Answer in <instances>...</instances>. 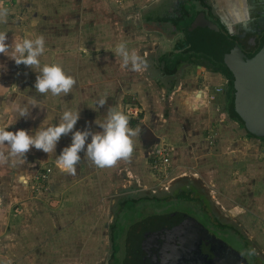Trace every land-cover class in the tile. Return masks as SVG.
<instances>
[{
	"label": "crops",
	"instance_id": "1",
	"mask_svg": "<svg viewBox=\"0 0 264 264\" xmlns=\"http://www.w3.org/2000/svg\"><path fill=\"white\" fill-rule=\"evenodd\" d=\"M180 1L0 0V6L10 9L7 23L0 24V31L7 32L6 42L12 43L15 36L19 40L43 35L45 53L40 57L41 65L59 63L77 81L68 95L39 94L34 87L38 73L23 64L17 66L13 60L0 54V125L8 127V131L23 129L34 134L45 119L53 124L58 123L63 110L73 109L80 111V119L73 131H102L98 124L105 120L108 108L114 106L124 112L126 99L133 98L145 108V121L129 124V127L136 129L139 126L142 139L154 140L156 128L147 125L153 122V109L160 105L157 99L161 92L176 98L181 104L186 102L187 106L183 104L185 108H195V114L204 123L206 120L203 116L213 119L212 116L216 115L224 120L221 115L226 101L227 78L222 72L210 69L205 62H189L187 59L178 65L174 73L165 71V55L180 49L178 44L184 39L182 31L172 19L178 14ZM198 2L237 42L243 36L253 34L252 28L264 22V0ZM255 34L258 42L264 35V28ZM121 42L126 43L129 52L135 50L146 61L141 71L133 70L131 64L123 65L122 57L116 52ZM189 94L194 95L197 106L193 99L187 102L185 97ZM101 97L107 99L103 107L96 103ZM32 98L43 108H31L29 117L18 118L17 108L28 106ZM246 133L237 138L235 136L233 143L222 154L230 159L226 166L233 159L235 168L245 171L242 175L251 179L249 186L244 183L245 186L239 188V195L248 194L251 187L258 185H253V177L260 179L264 168V149L260 145L254 146V138L257 137ZM71 136V133L62 135L51 154L31 148L22 166L0 163V264L7 260L6 251L9 250L17 257V262H35L36 251L33 248L39 230L32 219L37 210L34 192L30 190L33 164L53 165L51 179L57 180L58 177V184L70 195L87 196L88 206L92 209V204L100 201V187H108L116 181L121 183L122 188L128 185L121 180H126L128 171L135 169V158L139 155L136 150H144L146 155L149 151L147 145L143 147L142 141L136 139L137 136L133 137L134 151L128 161L121 160L113 167L99 168L82 151L74 175L61 169L57 173L59 167L56 158L64 147L71 144ZM90 142L91 137L86 144ZM0 150L6 152L8 146H0ZM245 164L247 169L243 170ZM81 187L86 189L80 190ZM247 215L242 216L246 221ZM224 223L236 227L232 222ZM237 230L249 242L264 243V237L258 230H252L250 234L249 230L245 232L249 236L241 228L237 227ZM6 237L11 239L5 240Z\"/></svg>",
	"mask_w": 264,
	"mask_h": 264
},
{
	"label": "rangeland",
	"instance_id": "2",
	"mask_svg": "<svg viewBox=\"0 0 264 264\" xmlns=\"http://www.w3.org/2000/svg\"><path fill=\"white\" fill-rule=\"evenodd\" d=\"M158 97L160 105L153 109V122L147 125L156 128V138L144 140L139 135L136 139L142 141L143 147L147 145L150 152L161 143L171 146L172 152L168 167L160 171L155 170L150 164L149 151L146 155L144 150H136L139 155L135 158V169L128 171L126 180L125 178L121 180L128 184L125 185L127 189L123 190L125 188H122L118 181L108 187H100V201L99 203L95 201L91 209L88 206L87 196L70 195L58 184V177L57 180L55 178L52 180L53 165L45 164L51 168L46 180H43L35 191L30 186V190L34 192L35 206L37 205L35 217L32 219L39 230L35 236L36 243L33 248L36 251L34 252L35 262L30 264H109L113 256L109 227L116 214L120 215L118 223L120 227H125L141 216L149 214L148 211H154L156 207L184 208L186 206L185 210H194L177 200V197L184 192L179 193L172 190L170 193V189H164V186H172L174 181H178L182 176H194L195 182L202 188V191L208 197L210 196L213 202L212 208L217 214L216 216L213 214L214 221L232 222L236 224V229L239 227L244 233L249 230L250 234L252 230H258L264 237V168L260 179L253 177V185H258L251 187L248 194L239 195V188H243L241 186L245 184L249 186L251 179L242 175L245 171L241 172L235 168L236 164L233 159L230 165L226 166L230 159L222 155L227 146L233 143L235 136L237 138L246 133L244 127L225 109L222 110L221 115L224 120L216 115L212 116L213 119L203 116L206 120L204 123L195 114V108H185L186 102L181 104L176 98L165 95L164 92L159 93ZM185 98L187 102H191L192 99L195 102L192 94ZM126 100L124 112L129 119L135 118L138 122L145 121L143 119L145 108L133 98ZM135 108H138L136 116L128 111ZM254 143V146L260 145L264 149L263 139L254 138ZM206 148H208L207 151ZM201 157L202 159H198ZM242 169H247L246 164ZM56 170L59 173L60 168ZM119 175L123 177L121 173ZM82 189L86 188L81 187L80 190ZM128 192L140 198L144 196L152 198L155 197L153 194H157L164 197L168 205L165 202L159 205L153 200H147L148 202L144 200L132 209L121 211L118 200ZM185 193L189 195V192L185 191ZM173 200L178 202L170 204ZM56 213L59 216H56ZM195 213L205 222L207 221L200 212L195 211ZM245 214L249 215H247V221L242 217ZM218 231L227 240L226 242L240 254L249 255L245 244L237 234L229 233L228 230L225 233L220 229ZM124 232L120 231L119 239H124ZM4 239L10 240L11 237ZM248 244L254 249V254L263 258L261 260L255 257V260H251L252 263L264 264V243L250 241ZM10 251H6L8 258L4 264H22V262H17V257L13 256ZM121 259L122 253L113 262L117 264V261L120 262Z\"/></svg>",
	"mask_w": 264,
	"mask_h": 264
},
{
	"label": "clouds",
	"instance_id": "3",
	"mask_svg": "<svg viewBox=\"0 0 264 264\" xmlns=\"http://www.w3.org/2000/svg\"><path fill=\"white\" fill-rule=\"evenodd\" d=\"M9 14L8 7L0 6V24L7 23ZM7 39V32L0 31V54L13 60L17 66L23 64L38 73L34 84L37 93L60 96L71 92L77 81L65 72L61 64L53 62L41 65L40 57L45 53L43 35L35 39L14 38L11 44L6 42ZM116 52L122 57L124 66L131 64L135 71H141L142 66H146V61L135 50L129 52L124 42L117 45ZM96 103L103 107L107 99L101 97ZM37 106L43 108V105L32 98L28 106L17 108L18 118L29 117L31 108ZM79 119V110H63L58 123L53 124L51 120L45 119L34 134L23 129L8 131V127L0 125V146H8L6 152L0 150V163L11 164L13 167L22 166L26 162V153L33 147L51 154L62 135L69 133L72 134L71 144L64 147L56 158L57 166L69 174H75L76 165L81 160L79 153L82 151L99 168L113 167L121 160L131 159L134 151L133 137L139 136L142 130L139 126L136 129L129 127V116L125 112L110 106L105 120L98 124L102 131L96 132L89 129L73 131ZM89 137L91 142L86 144Z\"/></svg>",
	"mask_w": 264,
	"mask_h": 264
},
{
	"label": "water",
	"instance_id": "4",
	"mask_svg": "<svg viewBox=\"0 0 264 264\" xmlns=\"http://www.w3.org/2000/svg\"><path fill=\"white\" fill-rule=\"evenodd\" d=\"M188 32L190 38L187 44H191L193 50L209 55L227 67L233 82V93L229 102L230 112L242 122L244 129L252 136L264 137V36L260 39L257 48L246 52L217 23L208 18L196 19L188 28ZM191 220L192 225L187 228L196 234L195 238L193 234L189 235L188 239L185 237L186 234L181 232V229L186 225L181 222L163 239V247L168 248V244L173 243V247L178 249L176 252L178 254L174 255L175 260L172 262L183 261L185 243L195 241L198 236L209 235L199 221L192 218ZM209 238L215 244L216 256L212 264H249L242 254L222 239L213 236ZM151 250L153 254L137 259L126 256L124 264L158 262L159 256L154 254H159L161 251L154 244ZM177 258L179 259L176 260ZM192 262L188 264H202Z\"/></svg>",
	"mask_w": 264,
	"mask_h": 264
},
{
	"label": "trees",
	"instance_id": "5",
	"mask_svg": "<svg viewBox=\"0 0 264 264\" xmlns=\"http://www.w3.org/2000/svg\"><path fill=\"white\" fill-rule=\"evenodd\" d=\"M198 0H181L179 5L178 14L173 16V21L176 24L177 28H179L183 35L184 39L183 42L178 44V47L180 49L176 51L168 52L165 55L164 61H165V71L169 74L174 73L178 67V65L183 63L184 59H187L189 62H198L203 63L204 59L206 60L205 63L207 67H209L212 70H217L222 72L226 78H227V88L225 92V106L224 109L228 112V114L238 121V123L244 127L242 122H240L229 110V102L232 97L233 93V82L230 76V73L227 69V67L222 63L214 58H212L209 55H206L202 52L195 51L192 49L191 44H187V41L190 38V33L188 32V28L192 25V23L199 18H208L212 20L213 22L217 23L220 26V23L217 19H213L205 10L203 5L198 4ZM262 35L260 39L263 37ZM16 40H17V36ZM19 37V36H18ZM257 42L256 47H258V44L260 42ZM10 41V40H9ZM8 43V42H7ZM11 44V43H9ZM254 48V49H255ZM138 121L135 118L129 119V124L134 125ZM247 132V131H246ZM248 135L252 136L249 132H247ZM264 140V137H259ZM40 164L36 163L33 164L32 170L30 174H34L36 170L40 167ZM32 191V190H31ZM181 195V194H180ZM182 195H184L182 193ZM186 195V194H185ZM187 196V195H186ZM148 202L147 200H153L155 201V197H135L133 195H127L124 196L120 201V210L123 209H132L133 206H135L137 203L140 204V201ZM161 200V199H159ZM158 200V201H159ZM175 201V200H174ZM142 203V202H141ZM159 203V202H158ZM169 203V202H168ZM166 205H168L165 202ZM171 204V203H170ZM161 205V203H159ZM167 208H159L156 207L153 209L154 211H148L149 214L141 216L138 220L131 222L130 224L126 225L125 227H120V224H118L120 221V215L118 214L111 226V238H112V245L114 248V258L117 259L121 253L124 255L123 260L126 256H130L131 259H137L139 257H144L148 254H153L151 248L152 245H157L159 251L161 250V247H163V239L164 237L168 236L175 226L178 224L177 222V216L181 217L178 213V211H167ZM120 211V212H121ZM181 219V218H180ZM180 221V220H179ZM217 225L224 227L225 229H231L234 228L235 232L239 234V237H243L242 233L239 232L232 224L230 223H224L217 221ZM120 231L124 232V239L120 238ZM243 239V238H242ZM122 242V244H121ZM243 244H245L246 250L249 253L248 256H244L246 260L248 261V258L253 260L255 257L261 258L260 256L254 254V249L248 244L249 240L244 239ZM122 255V256H123ZM117 256V257H116ZM260 260V261H261ZM121 262V260H120ZM249 263V261H248Z\"/></svg>",
	"mask_w": 264,
	"mask_h": 264
},
{
	"label": "flooded vegetation",
	"instance_id": "6",
	"mask_svg": "<svg viewBox=\"0 0 264 264\" xmlns=\"http://www.w3.org/2000/svg\"><path fill=\"white\" fill-rule=\"evenodd\" d=\"M259 24L260 25L257 28H255V27L252 28L253 34L245 35L242 38H240L241 40L238 43L241 45V47L244 51H246V52L252 51L256 47L257 36L255 33L260 32L261 29L264 28V22H261ZM205 61L206 60L204 59L203 62H205ZM226 88H227V86H226ZM193 177L194 176H192V177L191 176L179 177L178 181H174V184L172 186L166 185V186H164V189H170V193L172 190H176L179 193L184 192L183 193L184 195H182V193H181V195L177 197V200L180 201L179 203H183L184 205L190 206L195 211L200 212L207 221L205 222L203 219L198 217L194 210H185L186 206L184 208H178V207H173V208L172 207H164V208H167L166 209L167 211H178V213L180 215H182L181 217H178L179 215L177 216V222L178 223L182 222L186 225L181 229V232H185V234H186L185 237L187 239H188V236L192 235V234L194 235V238L196 237V234L187 228L188 226L191 227V225H192L191 218L199 221V223L202 224V228H204L209 233V235L208 236L201 235L200 237L198 236V239H196L195 241L185 243V246L183 248L184 250L182 253L185 258L183 257L184 259L182 262H172L175 260L174 255L178 254V253H176L178 251V249L176 250V247H173V245H172L173 243H169L168 248L161 247V250H160L161 252L159 254H154L156 256H159V259L157 260L158 262H138L135 264H188V263H193L192 261L200 262L202 264H212V260L216 256L215 252H214L215 244H214V242H212L210 240L209 236L220 238L226 242L227 240L224 238V236L220 235L219 231H218V229L223 231L222 229H225V228L218 226L217 221L213 220L214 219L213 214H215V216L217 214L215 213V211L212 208L213 204L211 203L210 196L208 197L207 194L202 191V188L197 184V182H195ZM182 184H184V185H182ZM185 191L187 193L189 192V195H192V196H189L188 194H186ZM130 195L134 196V194L131 192H130ZM153 195L155 196V199H156L155 202H157V203L158 202L159 203L166 202L164 197L159 196L157 194H153ZM121 199L122 198H119V200H118L119 203H120ZM159 199H161V200H159ZM178 201L173 200V203H171V204H174L175 202H178ZM159 208H162V207H159ZM117 215L118 214H116L114 216V218L112 219V223L110 224V227H109L111 245H112L111 226H112ZM226 230H228L229 233H235L239 236V234L234 231L235 230L234 228L225 229L223 232L225 233ZM190 240H192V239H190ZM243 240H244V238L242 239V242H243ZM112 248H113V245H112ZM113 254H114V248L112 251V255ZM123 258H124V255L122 256L121 262H118L119 261L118 260L117 264H124ZM178 259L179 258H177L176 260H178ZM114 260H115V258L113 255L111 262L109 264H115V262H113ZM253 260H255V259H253ZM252 261H249V264H253Z\"/></svg>",
	"mask_w": 264,
	"mask_h": 264
},
{
	"label": "built area",
	"instance_id": "7",
	"mask_svg": "<svg viewBox=\"0 0 264 264\" xmlns=\"http://www.w3.org/2000/svg\"><path fill=\"white\" fill-rule=\"evenodd\" d=\"M131 109V108H130ZM128 110L132 115H137L138 108ZM172 147L168 144L161 143L155 146L150 152V164L155 170L166 169L170 164ZM50 166L41 165L33 174L31 179V187L35 191L43 180H46L50 172Z\"/></svg>",
	"mask_w": 264,
	"mask_h": 264
}]
</instances>
